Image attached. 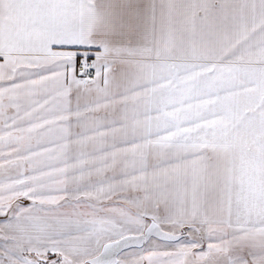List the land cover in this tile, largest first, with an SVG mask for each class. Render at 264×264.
<instances>
[{
    "label": "snow or ice",
    "instance_id": "6c2138e0",
    "mask_svg": "<svg viewBox=\"0 0 264 264\" xmlns=\"http://www.w3.org/2000/svg\"><path fill=\"white\" fill-rule=\"evenodd\" d=\"M0 264H264V0H0Z\"/></svg>",
    "mask_w": 264,
    "mask_h": 264
}]
</instances>
